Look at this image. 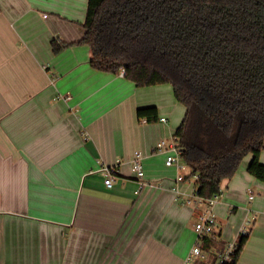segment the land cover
I'll list each match as a JSON object with an SVG mask.
<instances>
[{"label": "crops", "instance_id": "crops-1", "mask_svg": "<svg viewBox=\"0 0 264 264\" xmlns=\"http://www.w3.org/2000/svg\"><path fill=\"white\" fill-rule=\"evenodd\" d=\"M87 6L0 0V264H183L195 242L180 240L202 208L176 198L177 170L155 147L175 137L186 107L170 83L137 86L91 65L90 47L76 44ZM53 41L69 45L54 52ZM146 107L158 120L138 117ZM251 159L222 183L216 233L238 241L250 220L238 263L264 264V180ZM102 169L117 171L112 187Z\"/></svg>", "mask_w": 264, "mask_h": 264}, {"label": "trees", "instance_id": "trees-1", "mask_svg": "<svg viewBox=\"0 0 264 264\" xmlns=\"http://www.w3.org/2000/svg\"><path fill=\"white\" fill-rule=\"evenodd\" d=\"M84 27L76 44L90 47L95 69L173 85L186 107L175 138L202 197L221 193L249 154V173L264 180V0H88ZM137 115L158 120L156 107ZM247 239L224 264H239ZM225 248L217 233L206 236L194 264H217Z\"/></svg>", "mask_w": 264, "mask_h": 264}, {"label": "built area", "instance_id": "built-area-1", "mask_svg": "<svg viewBox=\"0 0 264 264\" xmlns=\"http://www.w3.org/2000/svg\"><path fill=\"white\" fill-rule=\"evenodd\" d=\"M122 75H125L126 72L124 69L120 71ZM166 121L165 118L162 119ZM155 151L167 153L166 165L168 167H175L177 170V177L174 182V185L171 187V190L175 193L176 198L179 199L183 194H185V203L193 204L198 209L202 208L197 215V221L194 225V230L196 233V241L192 247L189 254L186 256L183 264H194L195 261L199 258L204 257L202 250L203 239L206 236L214 235L216 233L217 225V215L215 207L219 200L222 197V192L215 194L211 198H204L199 194L198 190V181L200 180V175L198 173H191L190 177H186L184 171L188 169L186 162L182 156V150L180 148L179 142L174 137L172 140L161 139L156 147ZM131 169L135 175L139 178L144 177V169L142 164V154L140 151H136L134 158L131 162ZM105 172V185L107 187H112L117 171L115 169H102ZM191 180L197 181L196 187L190 192H184L181 190V183ZM254 195L250 196V199H253ZM251 221H247L240 229V237L249 233V225ZM238 241L230 242L226 245L224 251L218 252V262L217 264H224L227 262H232L234 259L235 250L238 247Z\"/></svg>", "mask_w": 264, "mask_h": 264}, {"label": "rangeland", "instance_id": "rangeland-1", "mask_svg": "<svg viewBox=\"0 0 264 264\" xmlns=\"http://www.w3.org/2000/svg\"><path fill=\"white\" fill-rule=\"evenodd\" d=\"M197 221V217L196 220L194 218V223H192V227H194V224ZM196 241V233H193V231L191 230H187L185 231L184 235L182 236V239L180 240L179 243V247L183 248V247H188L189 245H192L194 242Z\"/></svg>", "mask_w": 264, "mask_h": 264}]
</instances>
